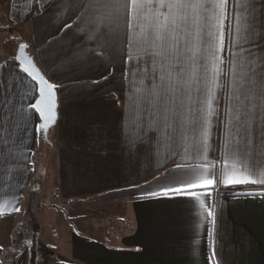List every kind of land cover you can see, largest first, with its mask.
Wrapping results in <instances>:
<instances>
[{
  "label": "crops",
  "instance_id": "0c3cea01",
  "mask_svg": "<svg viewBox=\"0 0 264 264\" xmlns=\"http://www.w3.org/2000/svg\"><path fill=\"white\" fill-rule=\"evenodd\" d=\"M11 1L13 24L8 47L0 51V65L18 64L19 47L25 44L49 82L62 86L56 89L58 118L52 130L60 197L70 201L114 197L127 203L132 215L131 230L111 237V242L72 232L66 252L70 259L63 264H264V184L222 183L226 166L223 123L219 129L212 128L206 156L196 147V134L189 130L185 137L179 128L184 116L192 118L186 108L176 121L177 131L171 132V139L160 138L156 131L145 133L156 118L145 97L153 83L160 84L161 70L157 68L153 74L150 64H138L136 43L131 49L123 45V53L107 63L101 57L112 49L100 47L94 36L81 31L84 25L77 28L80 13L67 7V0ZM226 11L225 48L219 53L224 62L219 65L217 81L221 86L217 89L221 121L233 79L228 27L233 23L236 0H229ZM257 15V29L264 33V15ZM201 27L196 59L203 64L210 38L207 24ZM4 29L0 25V30ZM124 31L121 20L118 32L122 36ZM131 31L138 36L140 28L134 26ZM181 37L184 59L191 56L190 37L184 33ZM256 45V53H264V34ZM82 50L87 55L85 61H64ZM190 71L191 65L186 69ZM203 71L199 68L197 76ZM17 72L31 88L35 102L37 86L19 69ZM191 87L195 89L197 84ZM5 95L0 89V264L23 222L26 195L37 176L36 152L42 142L46 143L35 131L34 123H41L38 114L34 123H24L17 112L8 110L14 106L23 112L29 99L13 96L6 107ZM192 95L196 98L198 93L193 91ZM184 104L188 105L186 99ZM176 108L181 111L179 103ZM232 162L229 159L227 164ZM236 166L243 171L240 163ZM205 172L214 178V185L186 187ZM252 178H258V173ZM170 185L181 187V194L164 195L162 190ZM151 192L161 194L151 196ZM209 211L214 214L215 225ZM214 252L215 258L210 259Z\"/></svg>",
  "mask_w": 264,
  "mask_h": 264
},
{
  "label": "snow or ice",
  "instance_id": "6c2138e0",
  "mask_svg": "<svg viewBox=\"0 0 264 264\" xmlns=\"http://www.w3.org/2000/svg\"><path fill=\"white\" fill-rule=\"evenodd\" d=\"M228 3L229 0H67L66 6L80 13L78 29L84 25L81 31L94 36L100 47L112 49L101 60L111 63L116 55L123 53V45L127 44L131 49L136 43L138 64H150L153 74L157 68L161 70L160 84L153 83L145 97L156 115L149 122L145 133L156 131L160 138L171 139V132L177 131L176 121L186 108L192 118L184 116L179 128L185 137L189 130L196 134V147L206 156L212 128L219 129L223 123L226 166L222 183L225 186L264 184V53L257 54L255 51L257 39L264 34L257 29L260 22L257 14L264 15V0H236L233 23L228 27V50L232 54L229 63L233 69V79L231 91L226 94L225 116L221 121V98L217 95V89L221 86L217 81L221 72L219 65L224 62L219 53L225 48L224 20L228 16ZM121 20L125 29L122 36L118 32ZM203 24H207V36L210 39L205 47L206 62L200 64L196 55ZM134 26L140 28L138 36L131 31ZM181 33L190 37L188 43L191 45L188 49L191 56L184 59L180 48ZM25 47L20 46L18 64L0 65V89L8 94L4 96L3 104L7 107L13 96H19L21 100L29 99L23 112L14 106L8 110L17 112L19 120L24 123L33 121L38 114L42 123L35 124L33 121L35 131L46 135L49 126L57 120L56 89L62 86L49 82L33 61L23 55ZM86 59L87 55L82 50L73 57L64 58V61L76 64ZM128 59H133L131 50ZM189 65L191 71L186 72ZM201 67L204 71L197 76ZM17 69L37 86L38 99L35 102H32L31 88L23 83ZM194 83L197 87L192 89ZM193 91L198 93L196 98H193ZM185 99L188 101L187 106L184 104ZM177 103L181 105L180 112L177 111ZM191 105L198 107L193 109ZM149 115L153 113L150 111ZM229 159L233 161L230 165L227 164ZM237 163L241 164L243 171L237 168ZM177 167L182 165L177 164ZM257 173L258 178L253 179L252 176ZM214 184V178L205 172L198 175L197 182L186 187ZM181 190V187L170 185L162 191L164 195H179ZM160 194L149 193L151 196ZM200 203L203 206L204 202ZM16 211H19L18 207ZM208 215L213 216L215 225L214 214L209 211ZM215 255L214 252L210 259H214Z\"/></svg>",
  "mask_w": 264,
  "mask_h": 264
},
{
  "label": "rangeland",
  "instance_id": "374dc122",
  "mask_svg": "<svg viewBox=\"0 0 264 264\" xmlns=\"http://www.w3.org/2000/svg\"><path fill=\"white\" fill-rule=\"evenodd\" d=\"M11 4V0H0V25L5 27L0 30L1 52L8 47L9 31L13 24L10 19ZM52 130L42 140L46 143L42 142L36 152L37 176L32 186L40 180L42 188L35 198L26 195L22 209L23 223L28 225L27 222L32 219L30 225L33 230L19 248L20 253L13 257L16 251L13 245L4 260L2 257L3 264H63L70 259L66 252L72 232L111 242V237L131 230L132 215L128 204L121 200L107 196L70 201L60 197ZM20 256L23 260H20Z\"/></svg>",
  "mask_w": 264,
  "mask_h": 264
},
{
  "label": "trees",
  "instance_id": "16d2710c",
  "mask_svg": "<svg viewBox=\"0 0 264 264\" xmlns=\"http://www.w3.org/2000/svg\"><path fill=\"white\" fill-rule=\"evenodd\" d=\"M41 123H42V121H41ZM39 136L42 138L44 137L43 133H41V132H39ZM41 188H42V182L40 180H38V182H36V184H34V186H32V191L29 189L27 196H29V198H35V196L39 193ZM31 222H32V219L30 220V222L29 221L27 222L28 225L27 224L25 225L22 222V224H20V226L18 227V231H17L18 233L16 235V238L14 239V248L13 249L16 251L13 252V257H16L20 253L21 249H19V248L21 247L22 244L25 243L26 238H28V236L31 235V232L33 230L32 226L30 225ZM7 253L8 252L3 253V256H2L3 260H4V256Z\"/></svg>",
  "mask_w": 264,
  "mask_h": 264
},
{
  "label": "water",
  "instance_id": "95a60500",
  "mask_svg": "<svg viewBox=\"0 0 264 264\" xmlns=\"http://www.w3.org/2000/svg\"><path fill=\"white\" fill-rule=\"evenodd\" d=\"M22 45H25V44H22ZM20 46H21V45H20ZM20 55H21V52H20V47H19L17 57L20 56ZM23 55L26 56V57H28L29 59H31V60L33 61V63L35 64L34 59H33L32 57H30V55H29L28 52H27V45H26V47H25V49H24ZM17 61H18V60H17ZM18 63H19V62H18ZM35 65H36V64H35ZM36 67H37V66H36ZM37 68H38V67H37ZM38 69H39V68H38ZM41 73H42V72H41ZM42 74H43V73H42ZM57 108H58V100H57ZM56 111H57V109H56ZM57 118H58V113H57ZM56 122H57V120H56ZM56 122H55V124L49 126V129H48L46 135L43 134L45 138H47L48 133L50 132V130H52V128L56 125Z\"/></svg>",
  "mask_w": 264,
  "mask_h": 264
}]
</instances>
